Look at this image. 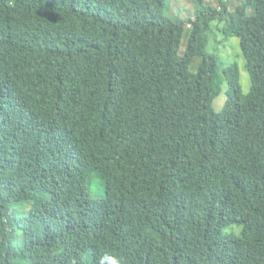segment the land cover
<instances>
[{
    "label": "trees",
    "instance_id": "trees-1",
    "mask_svg": "<svg viewBox=\"0 0 264 264\" xmlns=\"http://www.w3.org/2000/svg\"><path fill=\"white\" fill-rule=\"evenodd\" d=\"M229 1L0 0V264H264V0Z\"/></svg>",
    "mask_w": 264,
    "mask_h": 264
},
{
    "label": "rangeland",
    "instance_id": "rangeland-1",
    "mask_svg": "<svg viewBox=\"0 0 264 264\" xmlns=\"http://www.w3.org/2000/svg\"><path fill=\"white\" fill-rule=\"evenodd\" d=\"M245 0H230V10H234L236 6ZM169 14H176L183 18L194 17L197 10L205 6H218L217 0H169ZM225 22L215 21L213 23V30L211 34V42L207 50L215 55L218 60V74L219 79L225 76V67L235 64L239 70V82L244 94L251 90V78L246 67V60L242 52L240 39L237 36H227L221 28L224 27ZM189 35V28L185 31L183 39L182 50L186 48L187 38ZM201 56H196L191 64L190 70L197 72L201 63ZM221 92L213 101V109L220 112L227 101V81L220 82ZM97 184L93 182L94 189Z\"/></svg>",
    "mask_w": 264,
    "mask_h": 264
},
{
    "label": "clouds",
    "instance_id": "clouds-1",
    "mask_svg": "<svg viewBox=\"0 0 264 264\" xmlns=\"http://www.w3.org/2000/svg\"><path fill=\"white\" fill-rule=\"evenodd\" d=\"M98 264H125L124 259L114 254L105 253L98 259Z\"/></svg>",
    "mask_w": 264,
    "mask_h": 264
}]
</instances>
